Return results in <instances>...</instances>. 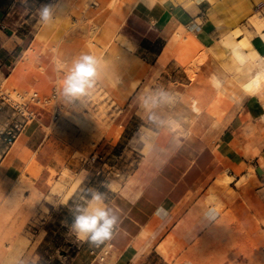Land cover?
<instances>
[{
	"label": "crops",
	"instance_id": "crops-1",
	"mask_svg": "<svg viewBox=\"0 0 264 264\" xmlns=\"http://www.w3.org/2000/svg\"><path fill=\"white\" fill-rule=\"evenodd\" d=\"M48 3L54 15L45 24ZM22 11L23 22L15 17ZM252 20L264 24V0H0V81L40 99L18 143L7 153L0 144V261L10 255L13 264L23 250L26 213L10 205L11 191L32 161L33 183L47 182L44 128L56 114L40 102L56 95L82 54L97 58L96 84L130 119L114 121L99 144L123 143L131 127L150 125L155 136L142 166L107 196L120 222L106 260L83 241L63 264H171L228 212L255 232L264 255V82L244 85L264 71V26ZM188 33L193 53L178 38ZM143 90L157 97L145 110Z\"/></svg>",
	"mask_w": 264,
	"mask_h": 264
},
{
	"label": "rangeland",
	"instance_id": "rangeland-1",
	"mask_svg": "<svg viewBox=\"0 0 264 264\" xmlns=\"http://www.w3.org/2000/svg\"><path fill=\"white\" fill-rule=\"evenodd\" d=\"M15 17L22 22L27 19L23 11ZM95 34L96 30L92 32L90 41L94 40ZM178 38L193 53L195 41L191 34ZM0 83L6 85L4 80ZM32 91L34 89L29 92ZM146 92L143 90L140 93V100ZM146 97H149L148 107L157 98L151 93ZM40 105L56 114L52 126L44 128L51 135L45 149L49 174L45 173L46 183L42 180L35 185L32 178L37 172L32 166L37 164L32 161L30 176L22 175L8 196L10 205H22L27 219L25 227L18 233L23 250L13 264H26L25 260H21L23 254H33L28 264H63L71 261L83 246V241L70 231L73 222L70 209L74 203L86 205L83 194L89 188L107 196L110 191L118 189L130 179L133 171L142 166V156L155 136L150 125L131 127L126 129L123 143L116 146L99 144L114 121L125 124L130 119L129 116L123 118L125 112L120 113L97 84L90 95L81 97L75 104L63 98L58 88L56 95L43 99ZM142 109L145 110V107L142 106ZM131 135L134 137L128 143ZM13 212L14 209H10V216ZM254 233L243 226L235 213L228 212L227 217L213 227V234H207L184 255L174 257L171 264H264L261 262L263 250ZM10 244L11 240L7 249ZM11 260L12 256L9 255L0 264H10Z\"/></svg>",
	"mask_w": 264,
	"mask_h": 264
},
{
	"label": "clouds",
	"instance_id": "clouds-1",
	"mask_svg": "<svg viewBox=\"0 0 264 264\" xmlns=\"http://www.w3.org/2000/svg\"><path fill=\"white\" fill-rule=\"evenodd\" d=\"M53 15V5L48 3L40 9L39 19L46 24L52 20ZM97 65L96 57L89 54L80 55L62 81L60 95L73 104L81 97L90 95L98 79ZM148 104L149 97H142L141 105L147 109ZM83 199L87 201L86 205L74 203V207L70 209L73 216L70 231L74 232L79 240L99 246L113 238L120 222L119 217L106 206L105 193L89 188L85 190Z\"/></svg>",
	"mask_w": 264,
	"mask_h": 264
},
{
	"label": "built area",
	"instance_id": "built-area-1",
	"mask_svg": "<svg viewBox=\"0 0 264 264\" xmlns=\"http://www.w3.org/2000/svg\"><path fill=\"white\" fill-rule=\"evenodd\" d=\"M39 101L36 91L19 93L7 89L0 83V113L6 114L5 118L0 120V144L3 145L5 153L13 147L32 119L33 112L29 108L30 103ZM117 228L118 226L116 231ZM111 249L112 239L99 246L92 244L90 254L96 260L105 261Z\"/></svg>",
	"mask_w": 264,
	"mask_h": 264
},
{
	"label": "bare ground",
	"instance_id": "bare-ground-1",
	"mask_svg": "<svg viewBox=\"0 0 264 264\" xmlns=\"http://www.w3.org/2000/svg\"><path fill=\"white\" fill-rule=\"evenodd\" d=\"M261 22L263 23V21H261ZM252 23L255 24L258 29H261L264 26V24H261V23L257 22L256 20H252ZM178 36L179 37H182V34H179ZM263 82H264V71L263 72L262 71H257L255 73V75H253V77L247 83H245L244 85H245V88L246 89H248V90H254V89L258 88ZM17 143H18V141H17Z\"/></svg>",
	"mask_w": 264,
	"mask_h": 264
}]
</instances>
